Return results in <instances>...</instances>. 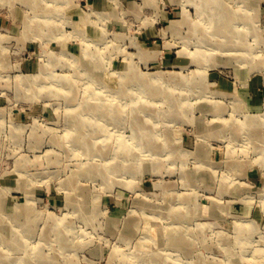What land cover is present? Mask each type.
<instances>
[{
	"label": "rangeland",
	"instance_id": "1",
	"mask_svg": "<svg viewBox=\"0 0 264 264\" xmlns=\"http://www.w3.org/2000/svg\"><path fill=\"white\" fill-rule=\"evenodd\" d=\"M217 2L245 17L231 53L190 32L202 0H0V264H264V0ZM128 65L167 76L156 130L172 140L140 163L117 153L139 93L110 81H133ZM87 82L129 103L108 148L68 138L79 110L95 116L73 108Z\"/></svg>",
	"mask_w": 264,
	"mask_h": 264
},
{
	"label": "bare ground",
	"instance_id": "2",
	"mask_svg": "<svg viewBox=\"0 0 264 264\" xmlns=\"http://www.w3.org/2000/svg\"><path fill=\"white\" fill-rule=\"evenodd\" d=\"M202 2L203 4L200 6V8L205 16L204 23L202 24L201 22H199L191 26L190 32L191 33H193L194 31L198 32L201 29L204 34L202 37L203 38L202 43L205 44V46L206 45L208 46V44H212L215 47L214 49L218 48L221 50H226L229 53L234 52V49L238 45L243 43L244 33L242 34L241 40L239 41L240 36L237 35L236 28L238 24L241 23V21H243L245 17L241 15L239 12L234 11V9L219 6L217 0H202ZM33 4L35 5V3ZM39 11L45 12L42 9ZM33 23H35L34 25L36 24L40 25V22L33 21ZM173 27L174 26H172V28ZM229 49H231L232 51H229ZM246 50L250 51L248 49ZM203 56H205L203 53L198 55V57H203ZM89 58L90 56L86 54L84 57H80L78 61L80 62V64L90 69ZM206 58L207 57H205V59ZM98 66L101 65L98 64L97 66H95L94 64L92 69L96 70L97 69L96 67ZM126 69L127 72L134 71L133 81L128 80L127 78L128 74L126 75L125 74L126 72L121 73L124 74L121 75V77L124 78L122 81H115L114 83L112 82V80L110 81V87L112 91L115 93V95L128 98L130 93L129 91L131 90L132 86L133 88H135L134 85L138 84V89H136V91L139 94L134 97L136 101L132 102V105L134 106L132 115L134 116L135 119L134 134L132 137L133 142H131V144H128L125 143L123 140H121L118 144L120 150L117 153L120 154L121 156H134L135 158H130V157H126V158L134 159L135 162L140 163L142 161V158H144V155H146L145 151L150 152V154H155V155L158 154V156H160L162 154V152L160 151L166 149L168 147L167 143L172 140V138L169 137L166 143L162 142L158 136L159 133H157L158 131L156 130L158 127V123L162 121L161 119L159 120V117L161 115H164V111L159 107L157 108L155 102H158V100H161L163 99V97H165V93L162 95L164 89L159 84H162V82L165 81V78L167 76L164 75L163 73H155L152 76L150 75L147 76L144 73L135 71L133 67L129 65L126 66ZM96 71H92V73L94 72L93 75L95 74ZM176 74L178 73L173 72V76ZM129 82H132V84H129ZM175 84H180V83L174 81L168 83L169 86L172 85L174 87L176 86ZM94 86L93 84L90 85V82H87L85 85L86 88L91 87V89L88 91L89 93L88 98L92 99V101L81 103L80 105L74 106L73 108L90 109L89 114L95 116L92 119H87L81 115V111L79 110L76 113V115L73 116V118L71 119L74 122V126L72 127V132L68 136V138L71 141L77 142L78 145L83 144L85 146L90 144H96V142L103 137L104 138L103 147L108 148L109 142H107V140L109 138H107V126L109 124H114L115 122L118 123L121 121V119H123V116L119 117L120 111L124 110V107L126 105H129V103H118L112 100V98L103 99L101 98L102 94L96 91L94 89L95 88ZM113 98H117V96ZM143 98H149V100L145 101L143 100ZM169 103H170V107H172L175 105L176 102H169ZM165 116L169 120L172 119L173 117H179V114L178 112L173 113V111L169 109L166 111ZM111 118L114 119V123L111 121ZM108 154H109L108 149L105 151L104 150L99 151V155H102L103 157L107 156ZM116 156L118 155L116 154ZM106 163H109V161L106 160ZM106 163H103V167L106 172L115 169V167H110ZM135 165L136 168L138 169V164ZM120 170H122V173H126L129 171V169L125 167H122V169ZM100 176L104 177L106 175H100ZM171 203L173 204V201H171ZM175 208L176 207H174V209ZM167 209L174 211L173 206L171 207L169 206ZM167 209H166V213H167ZM176 215L177 214L175 213V216ZM184 216H186V214H184L183 217ZM182 219L180 216L178 218L173 217V220L171 221L170 224L176 225L177 222L181 221ZM154 220L155 217H153L152 220L149 219L147 231L148 229H151L153 227ZM158 225L160 227H163V225L159 223ZM174 231H178V230L175 229ZM157 234H154L153 232L149 233L148 231L147 236L151 237L150 239L153 240L159 237ZM186 235H189V233H186ZM59 236L64 238V236L61 233L59 234ZM180 236L181 234H178V237L176 236L174 239H172L173 237L171 235L170 242H176V241L179 242L181 239ZM183 239L186 241L188 245L189 239L188 238L186 239L183 238ZM155 246L153 245V247ZM178 249L185 250L186 246L180 247ZM147 252L153 254L152 251L148 250ZM163 256L164 255H162L161 257Z\"/></svg>",
	"mask_w": 264,
	"mask_h": 264
}]
</instances>
